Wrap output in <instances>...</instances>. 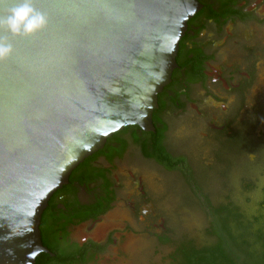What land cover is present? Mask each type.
<instances>
[{
	"label": "water",
	"instance_id": "1",
	"mask_svg": "<svg viewBox=\"0 0 264 264\" xmlns=\"http://www.w3.org/2000/svg\"><path fill=\"white\" fill-rule=\"evenodd\" d=\"M23 0H4L6 9ZM197 0H33L47 26L0 29V264H33L49 195L128 125L154 130L157 94L175 66Z\"/></svg>",
	"mask_w": 264,
	"mask_h": 264
},
{
	"label": "flooded vegetation",
	"instance_id": "2",
	"mask_svg": "<svg viewBox=\"0 0 264 264\" xmlns=\"http://www.w3.org/2000/svg\"><path fill=\"white\" fill-rule=\"evenodd\" d=\"M197 3L178 40L170 79L157 94L152 112L154 130L144 131L136 125L134 133V128L126 126L71 170L41 212L38 228L45 250L33 264H95L100 258L111 259L110 250L115 248V259L125 260L129 236L139 233L153 236V247L158 243L171 248L168 258L176 264L175 252L184 239L177 242L170 227L163 225V230L153 234L135 227L153 206L142 181L144 171L158 168L194 190L200 168L188 139L180 135L191 134L192 128L199 133L201 128L200 134L215 147L218 166L226 163L225 152L246 145L247 125L252 136L264 138V91L257 88L264 67V0ZM159 127H164L161 141L171 167L143 151L145 145L152 149L150 136L156 135ZM222 168L218 174L226 176ZM248 185L247 191L253 188Z\"/></svg>",
	"mask_w": 264,
	"mask_h": 264
},
{
	"label": "rangeland",
	"instance_id": "3",
	"mask_svg": "<svg viewBox=\"0 0 264 264\" xmlns=\"http://www.w3.org/2000/svg\"><path fill=\"white\" fill-rule=\"evenodd\" d=\"M261 75L262 79L257 88L264 91V67ZM250 99L256 105L257 99L253 95ZM186 127L189 129V125ZM192 129L191 134L180 137L188 139L194 162L199 165L198 185H194L196 187L193 190L192 186L173 174H165L158 168L146 169L143 173L145 181L144 179L142 181L153 201V206L150 207L152 213L147 211L135 227L140 232L149 231L151 234L163 230L161 225L170 227L171 236L178 239L177 242L180 239L193 240L199 247L213 241V238L207 236L205 232L210 216L203 202L204 196L208 195L213 204L231 200L239 204L242 212L248 217L261 212L264 214V210L259 205L263 198L260 189L261 180L264 179V138L257 139L252 136L247 125L246 145L229 149L224 153L226 163H218L220 165L218 166L213 154L215 147H212L200 134L201 128L199 133L196 128ZM249 150L254 152V157L249 155L252 154ZM210 166L212 168L215 166V169L209 168ZM220 168L225 171L226 176L218 174ZM248 184L253 187L249 191H247ZM248 197L251 200L246 202ZM154 242L153 236L147 233L132 234L127 241L128 258L115 259L117 254L115 248L113 252L110 250L113 253L111 259L100 258L95 264H172V260L168 258L172 249L158 243L153 247Z\"/></svg>",
	"mask_w": 264,
	"mask_h": 264
},
{
	"label": "trees",
	"instance_id": "4",
	"mask_svg": "<svg viewBox=\"0 0 264 264\" xmlns=\"http://www.w3.org/2000/svg\"><path fill=\"white\" fill-rule=\"evenodd\" d=\"M128 127L134 128L136 133V125ZM163 130L164 127H159L158 133L150 136L154 145L150 150L145 145L143 151L171 167L173 164L168 161L169 155L161 141ZM135 138L138 141V136ZM203 201L208 205L210 216L205 232L213 241L198 247L193 240L184 239L175 252L176 264H264V214L261 212L248 217L231 200L217 206H213L207 196ZM259 205L264 210V197Z\"/></svg>",
	"mask_w": 264,
	"mask_h": 264
},
{
	"label": "clouds",
	"instance_id": "5",
	"mask_svg": "<svg viewBox=\"0 0 264 264\" xmlns=\"http://www.w3.org/2000/svg\"><path fill=\"white\" fill-rule=\"evenodd\" d=\"M4 0H0L3 4ZM7 14L0 17V29H6L13 36H31L42 31L47 26V17L38 11L33 0H23L14 7L6 9ZM13 52V47L6 36H0V61L8 59Z\"/></svg>",
	"mask_w": 264,
	"mask_h": 264
}]
</instances>
